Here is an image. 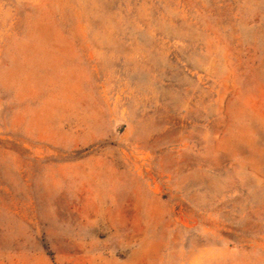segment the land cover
<instances>
[{
    "label": "rangeland",
    "instance_id": "rangeland-1",
    "mask_svg": "<svg viewBox=\"0 0 264 264\" xmlns=\"http://www.w3.org/2000/svg\"><path fill=\"white\" fill-rule=\"evenodd\" d=\"M0 264H264V0H0Z\"/></svg>",
    "mask_w": 264,
    "mask_h": 264
}]
</instances>
